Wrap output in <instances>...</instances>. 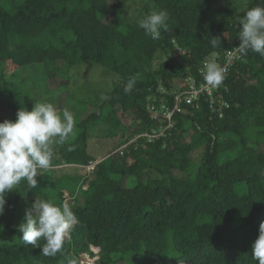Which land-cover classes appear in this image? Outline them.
Masks as SVG:
<instances>
[{"label":"trees","instance_id":"obj_1","mask_svg":"<svg viewBox=\"0 0 264 264\" xmlns=\"http://www.w3.org/2000/svg\"><path fill=\"white\" fill-rule=\"evenodd\" d=\"M127 1L0 0V121L30 111L38 84L62 94L77 65L115 76L94 101H67L74 135L54 145L52 168L37 175V187L22 181L6 193L0 264H63L61 254L23 246L16 226L34 199L64 204L65 189L77 225L64 248L78 264L80 254L94 256L91 247L96 264H257L251 249L264 221V57H240L219 92L224 104L215 98L211 106L205 96L182 102L169 128L151 119L146 102L160 95L170 103L205 61L237 48L238 17L264 0H138L143 18L168 12L167 30L155 40L126 17ZM213 36L221 39L217 48ZM131 77L136 84L125 93ZM97 125L117 143L96 162L89 132ZM160 128L157 137L137 136ZM91 163L90 177L56 175L62 164ZM73 180L86 188H70Z\"/></svg>","mask_w":264,"mask_h":264},{"label":"clouds","instance_id":"obj_2","mask_svg":"<svg viewBox=\"0 0 264 264\" xmlns=\"http://www.w3.org/2000/svg\"><path fill=\"white\" fill-rule=\"evenodd\" d=\"M167 20L166 10L152 11L138 21V26L155 40L159 39L161 30H167ZM237 24L240 54L237 58L247 56L249 51L264 57V4L246 8ZM210 43L217 48L221 39L213 36ZM201 74L205 83L215 89L226 78V69L214 60H208L203 63ZM135 84L136 77L129 78L124 92L130 93ZM100 98L102 101L109 99L107 95ZM74 127L72 113L65 109L62 115L59 114L56 106L47 100L34 103L30 111L19 109L15 120L0 121V215L5 210L7 192L16 190L22 181L29 190L37 187V175L52 168L54 145L65 144L74 135ZM68 150L74 148L70 146ZM76 225L77 218L70 206L38 198L26 207L23 219L16 227L22 234L19 239L23 246L39 247L40 254L45 257L61 254L63 264H78V259L66 253L64 248ZM251 251L257 264H264V221L259 225V234Z\"/></svg>","mask_w":264,"mask_h":264},{"label":"rangeland","instance_id":"obj_3","mask_svg":"<svg viewBox=\"0 0 264 264\" xmlns=\"http://www.w3.org/2000/svg\"><path fill=\"white\" fill-rule=\"evenodd\" d=\"M142 4L138 0H128L125 3V7H127V10L125 11V15L129 20H137L139 21L143 17L139 12H137L138 9H140ZM109 17V15H108ZM107 17V18H108ZM158 63V59H154L153 65L156 66ZM8 72V70H6ZM69 72H71L72 77L70 79V83L68 84L67 88L60 94L59 92H55L53 94L48 93V89L52 91V87L47 86V89L42 88V84H36L39 89L36 90V92H33L32 97L36 99V102H43L47 100V102L53 103L59 114L62 115L64 111V107L67 106V101L69 99L75 100H84V104L86 102H90V100L94 101L97 97H94V93H104V92H98V91H107L111 88V81L115 79V76L107 71L106 69H103L101 66H97L94 64H80L76 67H73ZM95 91V92H93ZM54 92V91H52ZM97 94V95H98ZM47 96H51L47 98ZM46 97V98H45ZM94 98V99H93ZM71 100V101H72ZM33 106H30V110ZM60 109V110H59ZM67 109V108H66ZM69 111V109H67ZM95 110V108H94ZM93 111L92 107H89L86 112L83 115L89 114V112ZM2 113L7 112L6 109L1 110ZM1 113V114H2ZM9 117V115L6 113L4 114V117ZM106 126H96L89 132V148L91 150H96V159L95 161H99L104 154H107L109 149H113L115 144L117 143V139H113L109 136V131L105 130ZM119 131V129H118ZM123 147V146H121ZM121 147L119 149H121ZM97 148V149H96ZM199 152L197 153L198 156ZM94 163H91L87 166H81V165H65L62 164L58 167V171L56 172V175L61 174H68V175H85L90 177V172L92 170V166ZM60 168V169H59ZM124 183L126 185L131 184L129 180H125ZM70 188L77 187L81 184L82 188H86L87 184L86 182H82L81 180L76 181H70ZM75 198L78 197L77 190L74 191ZM64 204H69L71 201V198L69 197L68 191L64 190ZM91 250L94 254V256H89L87 254H80L79 255V261L83 264H96L97 263V256L96 253L98 252L97 248L91 247Z\"/></svg>","mask_w":264,"mask_h":264},{"label":"built area","instance_id":"obj_4","mask_svg":"<svg viewBox=\"0 0 264 264\" xmlns=\"http://www.w3.org/2000/svg\"><path fill=\"white\" fill-rule=\"evenodd\" d=\"M238 47L233 50H228L225 52L224 56L219 61H215L218 65L224 67L226 69V73L229 72L231 66H233L239 58ZM202 67L198 70V79L188 76L185 78V88L174 93L173 98L169 101H166L164 97H160V95H151L147 98L146 108L151 116V119L160 122L161 120H166V124L164 128H169L172 126V116L174 113L181 111L182 102L186 105L196 104L199 100V97L205 96L208 98L211 106L215 101V98L220 99V90L225 89L224 83H222L219 87L213 89L208 86L201 74ZM219 103V107L222 106L223 101H216ZM163 128H160V131H152L151 133H141L137 136H146L147 138L157 137L162 135ZM93 168V166H92Z\"/></svg>","mask_w":264,"mask_h":264}]
</instances>
